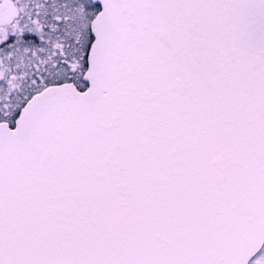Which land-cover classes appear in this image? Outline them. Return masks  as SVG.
<instances>
[{"label":"snow or ice","instance_id":"obj_1","mask_svg":"<svg viewBox=\"0 0 264 264\" xmlns=\"http://www.w3.org/2000/svg\"><path fill=\"white\" fill-rule=\"evenodd\" d=\"M0 264H264V0H0Z\"/></svg>","mask_w":264,"mask_h":264}]
</instances>
